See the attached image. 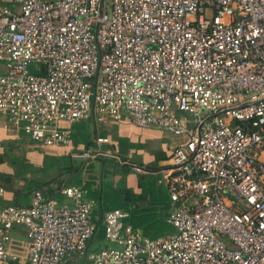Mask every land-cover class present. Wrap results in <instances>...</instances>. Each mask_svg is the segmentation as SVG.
<instances>
[{
	"label": "built area",
	"instance_id": "built-area-1",
	"mask_svg": "<svg viewBox=\"0 0 264 264\" xmlns=\"http://www.w3.org/2000/svg\"><path fill=\"white\" fill-rule=\"evenodd\" d=\"M0 0V116L35 145L105 118L172 138L155 170L97 137L82 155L157 176L175 232L154 239L85 184L0 207V264H264V0ZM6 192L0 183V198ZM98 222V223H97ZM24 226V239H14ZM113 245L88 251L98 232Z\"/></svg>",
	"mask_w": 264,
	"mask_h": 264
},
{
	"label": "crops",
	"instance_id": "crops-1",
	"mask_svg": "<svg viewBox=\"0 0 264 264\" xmlns=\"http://www.w3.org/2000/svg\"><path fill=\"white\" fill-rule=\"evenodd\" d=\"M4 3L14 8L12 0H4ZM60 127L71 130V143L68 146H37L21 131L13 130L6 118L0 116V183L6 188L5 194L0 198V207L29 205L33 189L42 190L45 195L60 204H69L70 200L61 194V189L67 185L84 183L88 189L85 199L96 202L94 214L98 219L103 212L110 211L106 210L105 196L114 197V194L107 190L113 187L121 190V197L122 195L127 197V201L124 202L125 207L122 205L116 209L127 212L138 208L145 212L152 210V206L158 203L156 201L166 195L167 208L153 209L157 212V217L154 218L155 212L150 211L149 221H146L155 222L159 219L163 225L168 224L166 215L170 210V201L162 186L157 183V189L149 192L143 202L137 200V196L143 192L144 178L153 174H137L113 160L100 157L86 158L82 155L94 146L97 137H104L109 140L103 145L104 149L119 151V154H123L121 158L155 170L170 156L169 147L172 145L170 136L157 129L135 127L126 120L115 121L105 118L102 122H97L95 113L88 120L75 122L72 125L62 122ZM121 201L119 198L120 205ZM160 224L148 235L141 229L143 225L136 230L151 239L175 232L174 228L173 232L168 228L170 224L165 228ZM25 233L24 226H15L11 232L14 239H24ZM94 237L88 243V251L109 248L107 247L109 243L104 241L103 237V242H98V245L90 250ZM104 244L106 246L102 247ZM70 263L78 264L76 257L68 259L63 264Z\"/></svg>",
	"mask_w": 264,
	"mask_h": 264
},
{
	"label": "trees",
	"instance_id": "trees-1",
	"mask_svg": "<svg viewBox=\"0 0 264 264\" xmlns=\"http://www.w3.org/2000/svg\"><path fill=\"white\" fill-rule=\"evenodd\" d=\"M157 189V178L153 175H148L147 177L144 178V181H143V192L140 196H137V200L138 201H141L143 202L144 201V198L147 194H149V192H154V190ZM107 190L109 192H112L114 195V197H106L105 196V203L107 204L106 206V210H112V209H116L117 207H122V205L125 207V204L124 202L127 201V197H124L122 195L121 197V194H120V189L118 188H107ZM118 191V192H117ZM165 192V190H164ZM119 198L122 200L121 201V205H120V202H119ZM115 199V200H114ZM158 203H155L153 206H152V210H148V211H143V210H139L138 209H134V210H129V217L125 220V223H129L133 226L134 229H137V228H141L142 226V230L145 234H150L149 232L155 230L156 228H158L157 226H159V223H161L163 225V222H161V220H157L155 222H147L149 221V216L150 215V211H152L151 213H154L155 211H153V209L156 210V208L160 207L162 208L163 210H165L167 208V196L165 195L164 197L162 196L161 199L159 201H156ZM109 203V204H108ZM157 212H155V214L153 215L154 218H156L157 216ZM147 220V221H146ZM160 224V225H161ZM168 224H165L164 223V228L167 226ZM168 228L173 232V227L168 225ZM96 239L98 240V242L102 243L103 242V237H104V231L102 228L99 227V230L98 232L96 233L95 235ZM94 237V238H95ZM102 246V245H101ZM106 245L104 244V246L102 247H105Z\"/></svg>",
	"mask_w": 264,
	"mask_h": 264
},
{
	"label": "rangeland",
	"instance_id": "rangeland-1",
	"mask_svg": "<svg viewBox=\"0 0 264 264\" xmlns=\"http://www.w3.org/2000/svg\"><path fill=\"white\" fill-rule=\"evenodd\" d=\"M119 151H116V150H114V153H116V154H118L119 156H123V154L121 153V154H119L118 153ZM123 159V158H122ZM98 245V240L96 239V238H94V241L92 242V246L89 248L90 250H93L94 249V247H96ZM107 247H113V245L112 244H108V246ZM70 264H72V263H70Z\"/></svg>",
	"mask_w": 264,
	"mask_h": 264
}]
</instances>
